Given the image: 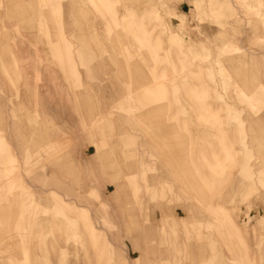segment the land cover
<instances>
[{
	"label": "rangeland",
	"instance_id": "obj_1",
	"mask_svg": "<svg viewBox=\"0 0 264 264\" xmlns=\"http://www.w3.org/2000/svg\"><path fill=\"white\" fill-rule=\"evenodd\" d=\"M0 264H264V0H0Z\"/></svg>",
	"mask_w": 264,
	"mask_h": 264
},
{
	"label": "bare ground",
	"instance_id": "obj_2",
	"mask_svg": "<svg viewBox=\"0 0 264 264\" xmlns=\"http://www.w3.org/2000/svg\"><path fill=\"white\" fill-rule=\"evenodd\" d=\"M124 17H125V16H124ZM119 26H120V25H119ZM88 32H89V31H88ZM133 32H134V31H133ZM228 46H229V45H228L227 43H223V48H229ZM8 57H9V56H8ZM240 60H243V59H241V58H239V57H234V58L231 59L230 61H232V62H238V61H240ZM6 70H7V69H6ZM6 70H5V71H6ZM6 72H7V71H6ZM52 151H53V150H52ZM52 151H51V152H52ZM190 152H191V151H190ZM47 154H48V153H47ZM44 158H45V157H44ZM212 167H213V166H212ZM1 168H3V167H1ZM11 168H12V167H11ZM4 169H5V168H4ZM16 177H17V176H16ZM8 178H10V177H8ZM8 178H7V180H8ZM12 178L16 179L15 176H14V177L12 176ZM10 181H11V179H10ZM15 181H16V180H15ZM9 183L14 184V182H9ZM11 184H10V186H11ZM7 186H8V184H7ZM8 187H9V186H8ZM208 192H209V191H208ZM209 196H210V195H209ZM209 196H208V197H209ZM208 200H210V199H208ZM205 201H206V199H205ZM210 201H211V200H210ZM207 203H208V201H207ZM205 204H206V203H205ZM210 204H211V203H210ZM206 205H207V204H206ZM208 205H209V204H208ZM209 206H210V205H209ZM206 207H208V206H206ZM209 208H210V207H209ZM212 208H213V207H211L210 209L214 211V208H213V209H212ZM206 209H207V208H206ZM219 209H220V208H219ZM220 210H221L222 213H223V210H222V209H220ZM213 211H212V212L210 211V212H211L213 215H215V213H214ZM215 211H216V210H215ZM225 215H228V214L226 213ZM219 216H220V215H219ZM221 217H222V216H221ZM225 220H226V219H225ZM226 221H227V220H226ZM230 228H234V230H235V227H233V226L230 227ZM6 232H7V230H6ZM8 232H9V231H8ZM2 237H3V236H2Z\"/></svg>",
	"mask_w": 264,
	"mask_h": 264
}]
</instances>
